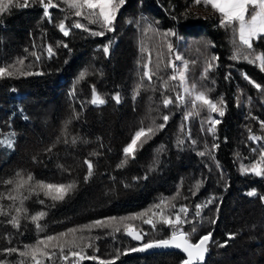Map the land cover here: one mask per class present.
<instances>
[{
  "label": "trees",
  "instance_id": "trees-1",
  "mask_svg": "<svg viewBox=\"0 0 264 264\" xmlns=\"http://www.w3.org/2000/svg\"><path fill=\"white\" fill-rule=\"evenodd\" d=\"M53 2L58 7L49 9L50 17L44 15L39 0H29L28 7H12L0 14V66L23 59L24 71L40 73L0 78V137L14 132L16 139L9 154L0 146V194L17 196L15 201L0 199V206L8 213L0 215V261L20 264L23 258L18 252L8 254L3 249L23 251L24 245L44 236L96 220L107 222L109 217L147 213L132 221L134 228L144 234L142 245L167 238L168 227L156 224L153 228L143 220L149 218L151 206L161 198L175 197L173 203L187 207L213 199L201 217L185 226L186 231L195 226L193 242L212 233L204 264H264V201L247 195L253 189L264 194V176L242 174L240 170L241 164L259 158L264 145V140H249L250 134L264 137V71L257 62L231 59L234 48L242 47L237 38L233 44L232 28L223 29L213 18L197 16L193 0H126L115 30L93 36L71 25L80 19L99 31L98 25H88L87 20L75 17L63 0ZM62 19L69 28L68 36L58 28ZM130 20L133 23H128ZM149 23L161 34L169 30L178 34L177 38L185 42L183 50H188L185 58L195 61L192 81L214 101L224 99L225 114L219 118L215 136L201 132L198 121L191 118L190 137L186 139L185 113L175 104L163 107L161 82L156 77L151 83L145 80L140 95L133 99L142 75L138 61L146 58L139 50L141 41L153 49V64L156 62L157 36L144 34ZM168 38L176 42L175 37ZM110 40L114 43L110 55L105 56L103 46ZM206 44L211 46L205 50ZM49 46L54 51L51 56ZM177 49L183 52L182 47ZM242 50L244 54L249 51ZM261 52L264 38L253 44L252 55ZM212 55L219 59L204 79V59ZM82 71H86V78L77 83ZM159 75L166 77L169 72L165 69ZM93 86L105 97L106 104L90 103ZM116 92L122 97L119 104L112 99ZM168 95L174 98V92ZM163 115L170 117L164 129L138 144L135 158L128 157L123 167H117L125 159L123 148L135 131L149 126L152 120L163 123ZM215 115L206 107L199 109L203 122ZM178 140L184 143L178 146ZM214 144L218 145L216 149ZM207 149L214 150V160ZM86 160L94 166L87 181ZM17 172L25 178L29 173L34 177L20 193L13 191L14 185L2 182L16 179ZM36 181L75 183L76 188L64 200L54 201L44 195ZM197 182H201L198 190ZM21 195L28 197L23 205ZM20 207L27 212L18 214L15 209ZM41 211L46 215L40 221L43 231L38 232L30 217ZM12 216L19 217V228L8 223ZM117 226L119 232L114 230ZM230 233L235 235L229 240ZM76 235L83 237L77 239L81 247L77 250L86 257H96L84 259L81 264H180L184 259L173 253L143 255L141 251H130L142 245L126 234L122 224L93 227Z\"/></svg>",
  "mask_w": 264,
  "mask_h": 264
},
{
  "label": "snow or ice",
  "instance_id": "snow-or-ice-1",
  "mask_svg": "<svg viewBox=\"0 0 264 264\" xmlns=\"http://www.w3.org/2000/svg\"><path fill=\"white\" fill-rule=\"evenodd\" d=\"M67 8L73 10V15L77 18H82L87 20L88 25H98L101 30L94 31L80 19H77L72 25V28L82 29L85 32H89L93 36H104L106 32H113L115 30L114 25L117 20V14L119 13L122 6L125 5L126 0H63ZM39 3L43 6L44 15L50 17L49 9L56 8L58 5L53 2V0H39ZM194 5L203 4L205 7L211 6V8L220 14L219 24L224 28H232L234 33L233 44L235 45L236 38L238 37L239 45L242 47L234 48L231 59L239 60L244 59L249 63L259 62V66L262 71H264V52L252 55L254 41L264 38V0H193ZM29 0H0V14L8 12L12 7H28ZM187 14V13H186ZM67 19V17L65 18ZM143 19V17H142ZM128 23H133V21H128ZM139 24V20L135 21ZM59 30L64 36L70 34L69 28L65 24V20H61L58 24ZM149 32L155 33L156 35H162L164 38V45L167 49V58H165V53H156V62L153 64L152 52L153 49L145 44L143 41L140 42V53L145 59L138 61L141 65L142 75L140 82L137 83L133 90V99H136L140 95L141 90L144 88V81L147 80L149 83L153 81L156 77L160 80L161 96L163 97L162 103L164 108L175 104L177 107L185 105L186 103H191V110L185 112L184 120L189 121L195 115L199 114V109L206 107L211 113H218L219 116H224L225 104L224 99L221 97L218 101H214L209 97L208 92L204 90H197L195 84L189 85L188 83V73L190 70V62L184 60V58L175 50L174 44L167 38L177 37L175 31L169 30L161 34L159 30L151 23L144 29V34L147 35ZM114 41H109L108 44L103 46V52L105 56L110 55L111 46ZM211 46L210 44L204 45L205 50ZM63 47L68 48L67 44H63ZM242 49L249 50L247 54H244ZM199 51V49H198ZM49 56L54 54L53 48L49 46L47 48ZM33 55H36L33 53ZM39 59V56H37ZM216 55H212L210 58L206 57L204 59V69L201 73V77L206 79L208 72H210L215 66L216 61H218ZM180 61V64L176 62ZM192 63H195L193 61ZM20 67H17L16 65ZM163 65V68L161 67ZM24 60L18 59L15 64H9L7 66H0V78L14 77L17 74L20 75H33L40 73H32L24 71ZM165 69H171V73L166 77H161L159 74ZM86 71H82L78 78L77 83L86 78ZM247 79V77H245ZM176 82V83H173ZM251 82V81H250ZM255 87L261 88L259 84ZM264 90V89H262ZM15 91V89H13ZM169 92H174L175 97L168 95ZM112 99L115 100L117 104L121 103V94L116 92ZM92 105L100 106L107 103V100L103 95H101L95 86L92 88L91 100ZM170 117L168 115H163V123L157 124L156 120H152L151 124L147 127H140L135 131L131 138L130 143H128L123 148V153L125 159L121 161L117 167H123L127 163L128 157L135 158V152L137 150L138 144L146 143L152 138L158 131L164 129ZM210 126L207 129L208 132L215 135L216 125L220 123L219 120L209 116ZM261 127L264 128V121H261ZM251 133V130H249ZM249 140L254 142H260L264 140V137L256 136L254 134L249 135ZM15 133H10L0 139V146L6 147L8 149H13L15 147ZM75 142V141H73ZM184 140H178V146L182 145ZM195 143V141H193ZM213 148L218 147L214 144ZM259 151V158L249 164H241L240 170L242 174L252 173L256 176H264V145H261ZM51 151V149H48ZM199 155L204 156V152H200ZM85 163L88 166V174L84 177L87 181L93 174V164L91 161L86 160ZM16 179H9L2 181L6 185H14L13 191L20 193L25 186L30 185L34 180V177L29 173L25 178L21 172H17ZM146 178V177H145ZM201 182H197L195 188L198 190ZM37 187L43 190L45 196H50L54 201H62L73 192L76 188L75 183L69 184H52L46 183L44 181H36ZM195 195V192H193ZM247 195L259 196V198L264 201V194H259L255 189L247 192ZM0 199H8L15 201L17 196L7 195L4 196L0 194ZM28 199L27 196L20 197L21 205H23L24 200ZM175 197L171 198H161L159 202L151 206V217L144 219L143 223L150 224L155 228L156 223H162L171 229V233L167 238L164 239H153L144 243L139 248H132L130 251H145L152 248H174L180 250L185 254L184 259L180 261V264H204L206 254L209 251V242L212 238V233L209 232L206 235H202L195 242L192 240V236L196 233L195 226L192 227L191 231H186L184 229L185 224H193L192 220H189L188 214L189 209L181 205L178 209L173 201ZM43 203V201H40ZM210 199L206 204H197L195 216H200V211L207 204L212 203ZM16 212L19 214L22 211L27 212L26 209L22 207L16 208ZM0 215H8V213L0 206ZM46 215L45 212H37L35 215H31L30 219L35 224L38 232L43 231V225L40 221ZM147 215V213H140L133 217H109L106 221L96 220L89 225H82L79 228L68 229L67 232H61L57 235H47L43 238L38 239L34 244L24 245V250L21 251L17 248H7L3 249L5 253H17L23 259L20 264H55L57 259L61 261L68 262L71 258H76V260L83 259H96V257H86L82 250L77 251L75 249L80 246L77 244V239H83V237H77L78 232L90 231L93 227L106 228L111 226V222H116L119 220L120 224H123V230L127 235L131 236L134 240H142L144 234L142 231H137L133 225L124 223V221L129 219H137ZM216 221H212L215 223ZM15 228L20 227L19 217L12 216L8 221ZM115 231L119 232L121 228L119 226L115 227ZM69 234L72 235V239L69 240L67 237ZM235 234H228V239L234 238ZM63 238V239H61ZM227 240L224 244H220L221 247L227 244ZM91 244L87 245L90 247ZM117 259L119 258V253H117ZM3 264V261H0ZM100 264H113V261H100Z\"/></svg>",
  "mask_w": 264,
  "mask_h": 264
},
{
  "label": "rangeland",
  "instance_id": "rangeland-1",
  "mask_svg": "<svg viewBox=\"0 0 264 264\" xmlns=\"http://www.w3.org/2000/svg\"><path fill=\"white\" fill-rule=\"evenodd\" d=\"M123 7V6H122ZM193 7H194V11H193V13H195V14H197V16H202V17H209V18H213L215 21H216V23H218L219 24V21H220V14L219 13H217V12H215L212 8H211V6H207V7H205L203 4H201V5H194L193 4ZM120 12V11H119ZM117 16H118V14H117ZM220 25V24H219ZM223 29H226V28H223ZM157 36V41H158V43H157V49H158V52H163V53H165V58H167V49H166V46L164 45V38H162L161 37V35H156ZM172 36H170V38H171ZM168 40H169V38H167ZM237 39H238V37H237ZM175 43H173L174 44V46H175V50L177 49V47L178 48H181L182 47V50L183 49H185V42L184 41H182V40H180L179 38H177V37H175ZM172 42V41H171ZM238 44H239V40H238ZM178 50V49H177ZM176 50V51H177ZM188 50H187V48H186V50H183V52L182 53H179L183 58H184V60H187L188 61V59H186L185 58V54H186V52H187ZM177 52H179V50L177 51ZM177 64H180L181 62L180 61H177L176 62ZM194 66V64L190 61V70H189V73H188V83H189V85H192V84H195L196 86H197V90H201L200 89V86H198L197 85V83L194 81H192L193 79H192V75L194 74V71H193V69H192V67ZM257 66L260 68V66H259V62H257ZM261 69V68H260ZM166 70H168V72H169V74L171 73V69H166ZM173 83H176V82H173ZM174 97H175V93H174ZM101 106V105H100ZM181 107V109L184 111V113L185 112H187V111H189V110H191V103L189 102V103H186L185 105H182V106H180ZM192 118H194L195 120H197L198 122H197V124H198V126H199V128H200V130H201V132H204V131H207V129L209 128V126H210V123L208 122L209 121V119H206V120H204L205 122H203L202 120H201V117H199V114L198 115H195V116H193ZM213 118L214 119H217V120H219V118H220V116H219V114L218 113H216V115L215 116H213ZM190 121V120H189ZM189 121H185V130H184V132L186 133V135H187V138L186 139H188L189 137H190V127H188L190 124V122ZM264 130V129H263ZM10 133H12V132H9V133H6V134H2V136L0 137V139H3V137L4 136H7L8 134H10ZM207 133H209V134H212V133H210V132H208L207 131ZM213 135V134H212ZM215 136V135H214ZM15 141H16V139H15ZM254 142V141H253ZM191 143H193V142H191ZM1 148H2V150L4 151V152H6L7 154H9V153H11L12 151H13V149H8V148H6V147H2L1 146ZM216 149V148H215ZM211 149H207V151L210 153V155H211V159L212 160H214L213 158H214V150L212 151H210ZM253 162V161H252ZM248 174H251L252 175V173H248ZM213 200L212 198H207V199H204V200H201V201H199V202H197V203H195L194 205H192L191 207H187L186 205H184V206H186L188 209H189V214H188V219L189 220H192L193 218H199V217H201L202 216V214L204 213V210H206L207 208H208V206L211 204H207V206L206 207H203L202 209H201V211H200V216L199 217H196L195 216V212H196V207H195V205H197V204H206L207 203V201L208 200ZM175 205L177 206V209L181 206V205H183V204H180V202H177L176 201V203H175ZM150 212V215H149V218L151 217V211H149ZM133 216H136V215H132V216H129V217H133ZM129 220L131 221L130 223H129ZM129 220H126V221H124V223H127V224H133V220L134 219H129ZM137 219H135L134 221H136ZM113 225H114V223L116 224V225H118V224H120L119 223V221H117V222H111ZM157 225H162V226H164V227H168V226H166V225H164V224H162V223H156ZM123 225V224H122ZM149 225V224H148ZM188 224H185L184 225V229L186 228L185 226H187ZM169 228V227H168ZM170 229V228H169ZM186 230V229H185ZM170 233H171V229H170ZM61 239H63V238H61ZM67 239H69V240H71L72 239V235L71 234H69V236L67 237ZM81 248V247H80ZM75 250H77V249H75ZM78 251V250H77ZM84 261V259L83 260H76V258H71L70 257V260L68 261V262H65V261H60V262H57V261H55V264H81L82 262Z\"/></svg>",
  "mask_w": 264,
  "mask_h": 264
},
{
  "label": "water",
  "instance_id": "water-1",
  "mask_svg": "<svg viewBox=\"0 0 264 264\" xmlns=\"http://www.w3.org/2000/svg\"><path fill=\"white\" fill-rule=\"evenodd\" d=\"M129 236V235H128ZM131 237V236H129ZM132 238V237H131ZM133 239V238H132ZM134 240V239H133ZM134 242L138 245H142V240H134ZM210 243V242H209ZM143 255L146 254H162V253H173V254H178L179 256H181L182 258H186L185 254L182 253L180 250L178 249H174V248H152V249H147L145 251H141ZM207 254H206V258L205 261L207 260ZM204 261V262H205Z\"/></svg>",
  "mask_w": 264,
  "mask_h": 264
}]
</instances>
